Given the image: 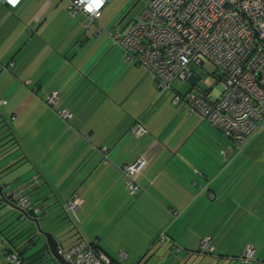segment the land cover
Listing matches in <instances>:
<instances>
[{
	"label": "crops",
	"instance_id": "0c3cea01",
	"mask_svg": "<svg viewBox=\"0 0 264 264\" xmlns=\"http://www.w3.org/2000/svg\"><path fill=\"white\" fill-rule=\"evenodd\" d=\"M125 1L104 0L99 17L85 27L87 17L72 15L66 0H18L14 6L0 0V139L10 135L24 157L0 175L5 196L18 180L33 179L30 200L57 247L66 249L76 239L97 244L114 264L152 253L165 236L185 250L184 258L211 237L205 253L210 257L238 259L250 245L252 258L244 264H264V122L237 150L207 120L173 102L181 95V80L159 89L149 70L125 62L121 45L111 38L138 13L123 9ZM188 68L187 79L195 84L200 73ZM50 94L55 104L48 103ZM60 109L70 116L62 119ZM138 125L143 134L133 133ZM141 159L145 163L134 176L140 188L130 193L119 168ZM140 194L144 200L136 204ZM72 195L82 204L70 212L74 229L66 235L63 223L52 218ZM130 205L138 216L125 215ZM182 207L193 209L189 219L187 212L182 218L191 222L185 242L191 249L181 243ZM170 217L176 220L166 228ZM107 235L120 236L124 247L115 253L102 246ZM43 243L26 255L38 249L49 255ZM181 249L167 250L173 263L181 264ZM45 257L38 264L54 262Z\"/></svg>",
	"mask_w": 264,
	"mask_h": 264
},
{
	"label": "built area",
	"instance_id": "2783aa9c",
	"mask_svg": "<svg viewBox=\"0 0 264 264\" xmlns=\"http://www.w3.org/2000/svg\"><path fill=\"white\" fill-rule=\"evenodd\" d=\"M1 1L12 6L18 2ZM66 1L72 15L80 12L87 17L85 27L99 17L104 4V0ZM111 38L121 45L125 62L149 70L159 89H168L175 79H187L189 64L202 67L211 62L220 81L215 98L187 91L174 95L173 102H181L188 114L203 117L236 147L264 122V0H147L132 22L116 28ZM47 101L55 104L56 95L50 94ZM58 114L62 119L70 116L65 109ZM143 132L141 125L133 130L136 135ZM143 163L141 159L120 167L130 193L139 189L131 176ZM32 180L12 190V199L29 214L39 210L28 197ZM81 204L73 195L66 211L74 213ZM211 243V237L201 239L200 251L211 250ZM252 251L246 246L240 258L251 260ZM57 252L68 264H111L100 247L83 240L66 249L57 247ZM6 261L19 264L15 254L8 255Z\"/></svg>",
	"mask_w": 264,
	"mask_h": 264
},
{
	"label": "rangeland",
	"instance_id": "374dc122",
	"mask_svg": "<svg viewBox=\"0 0 264 264\" xmlns=\"http://www.w3.org/2000/svg\"><path fill=\"white\" fill-rule=\"evenodd\" d=\"M146 1L147 0H130V1L126 0L122 4V6H123V9L128 10L130 8V10H132V11L134 10L133 14H135V11H139L143 7V5H144V3ZM189 67L193 71V74H196V73L199 72L200 75L197 77V80H196L195 84H192L188 79L181 80V94L186 91L185 89L191 87V85H192V87H194L193 88V92L194 93L200 94V93L208 92L209 93V95H208L209 99L215 98V94L214 93L219 90V82L220 81L216 80L219 73L215 70L214 65L211 62H206V63L203 64L202 67H200L198 65H195V64L191 63L189 65ZM224 139L227 140L226 138H224ZM243 144L244 143H242L240 145V147L241 146L243 147ZM236 148H237V150H239V147H236ZM235 153H236V151H235ZM238 153H239V155L243 154L242 152H238ZM22 180L24 181L25 179H22ZM138 197L140 199L137 200L136 204H139V203H141V200H144V197L141 196V194ZM185 199L186 198L181 196V200L183 201V202H181V204H183V203L185 204ZM95 205L96 204L93 202L90 208H93ZM186 207H182L181 208V213L182 214L180 216V218H181V243H182V247H184L185 246V242L188 241L187 238H186V232H187L188 226L191 224L190 221L186 222V224H183L182 218H183L184 213L187 212L189 215H187L186 218L189 219L190 216L192 215V212H193L192 207H190L189 209H186ZM90 213H92L93 216L95 215V211H90ZM170 214H171L172 217L177 215L176 212H171ZM16 216H19V215H16ZM170 219H169V225L166 226V228H168L176 220V219H172L171 217H170ZM256 221L259 222V219L256 220ZM17 223H18L17 226L20 229L23 228L25 224H29V222L27 220H24L23 222L22 221H17ZM171 231H174V230L173 229H169L168 230V232H171ZM161 232H163V231H161ZM118 238L119 239L116 240L115 238H113V236L107 235V236L104 237L103 240H101L102 246H106V247L107 246H111L113 249H115V247L116 248L124 247L123 243H121L120 236ZM162 240H164V242H162L161 241V237H159L158 242L153 244L152 250L156 251L158 254L162 253V252H158V251H162V249H164V251H166V253H171L173 255V252H169L171 250V249L169 250L170 246L173 248L174 251H177V250L181 249V247L178 244L171 243V241L169 239H166V236L163 237ZM39 243H41V241ZM43 245H44V243H43ZM199 245H200V242H199ZM131 246H134V244L130 245L129 247H131ZM7 247H8V244L5 243L4 241H2L0 243V264H3V262L5 261L4 249L7 248ZM33 247H35V246H33ZM185 248L191 249V245L187 244V246H185ZM167 250H169V251H167ZM199 250H200V248H199ZM31 251L32 250H28L27 252H31ZM39 251H38V253H39ZM117 251L118 250L115 249V253ZM153 252L152 253H148L147 256L152 255ZM206 252H208V251H206ZM206 252L198 251V252H195L194 254H191L190 260H189L188 263L192 262L193 264H195V263H199V264H244V261L247 262L246 260H244V259H242L240 257L238 259H217V258H213V257H210L209 255L205 254ZM180 254H181V257H183V258H181L182 260H187V258H184V257H186L185 250L181 249ZM42 256L45 257L46 255L39 254L38 257H42ZM48 256L49 255H47L46 257H48ZM51 262H52V260H51ZM181 264H183L182 261H181ZM245 264H248V263H245Z\"/></svg>",
	"mask_w": 264,
	"mask_h": 264
},
{
	"label": "trees",
	"instance_id": "16d2710c",
	"mask_svg": "<svg viewBox=\"0 0 264 264\" xmlns=\"http://www.w3.org/2000/svg\"><path fill=\"white\" fill-rule=\"evenodd\" d=\"M3 134H5V132ZM9 137H10V135H6L5 137L2 138V140L0 139V175H1L2 171H4V172L5 171H10V170L16 168L24 160V157H23L22 153L20 152L18 145L16 144L17 142H15L14 139H10ZM233 146L236 147L234 144H233ZM144 163H143V165H144ZM125 164H132V163H125ZM125 164H123V165H125ZM143 165L141 166V168L137 172H135L131 176V178H132V180H133V182L135 184H137V182L135 181L134 176L140 172V170L142 169ZM119 170H120V168H119ZM120 172L122 173V175L124 177V180H125V176H124L123 172L121 170H120ZM26 178H29V177H26ZM21 181L23 182L22 179L21 180H18L12 186H9L7 188L8 189L7 191L10 192V197L12 196L11 190H13L17 185H19L18 184L19 182L22 183ZM138 187L140 188L139 185H138ZM72 197H73V195H72ZM72 197H70V198H68L66 200V202L64 203L63 208H60L59 207L58 212H55V215L52 218V220L55 223H59V222H62L63 223L62 226L65 229V234L66 235L68 234V230L70 232V230H73L74 229V228L73 229L70 228V222H71V219L69 217L70 212L66 211V203ZM135 199L136 200H134V202L137 201V198H135ZM10 200H12V199H10ZM29 200H30V197H29ZM30 202H31V200H30ZM34 207L38 208L37 206H34ZM131 207H132L131 205L128 207L127 211L125 212V215L127 214V212L130 211L129 212V216H132V217L134 215L135 216H138V213H136L135 210L133 211ZM39 211L40 210H38L33 215H31L29 213H27V214L28 215H31V216H37ZM57 218H58V220H55ZM25 220H27V219H25ZM16 229H19V231H18V233H15V232L14 233H15V235H17V237L20 238V240H19L20 242L16 244V241L18 240V238H17V240L13 241V245H15V248H17L15 251L12 250L9 246L4 249L5 261L3 262V264H7L6 257L8 255H10V254H15V256L17 257V259L19 260V264H23V263H26V264H38V262L43 259L41 257H38L39 254H41V250L39 251V249H38V250L32 252L31 255L28 254V256L26 255V253L33 246H35V244H37V242L40 240L39 237L41 235L38 234L35 231L34 226L31 227V228L29 226H27V227H23L21 229L17 226ZM14 233H13V235H14ZM71 236H72V238L73 237H75V238L77 237L76 234H73V233L71 234ZM71 236H69L68 238H70ZM78 241H79V239H76V241H74V243L75 242H78ZM74 243H72V244H74ZM95 245H97V244H95ZM97 246L99 247V245H97ZM38 251H39V253H38ZM44 259H47V257H45ZM110 260H111V264H114L113 262H116L115 260H112L111 257H110ZM41 262H43V260ZM46 264H53V262H48Z\"/></svg>",
	"mask_w": 264,
	"mask_h": 264
},
{
	"label": "water",
	"instance_id": "95a60500",
	"mask_svg": "<svg viewBox=\"0 0 264 264\" xmlns=\"http://www.w3.org/2000/svg\"><path fill=\"white\" fill-rule=\"evenodd\" d=\"M4 189H5V186L0 184V199H1L0 201V242L4 241L14 251L17 249L15 248V245H13V241L17 240V238L19 237H17V235L15 234L13 235V233L16 230L17 220L19 219L20 216L13 217L12 214H9L7 211L3 212V209L8 207L14 210V213L18 212V214L26 218L27 221L34 224L35 231L41 235L39 239H43L44 244L46 245L48 249L49 257H51L56 263L68 264L62 258V256L57 252L58 245H57L56 238L53 236L52 232L49 229H45L41 227L40 215L38 217L30 216L26 212L21 210L17 206L14 199H12V196L10 197V192L8 193L9 197L5 196L7 194L5 193ZM146 254L147 253L144 252L142 256H140L138 259H136L133 262L126 263V264H180L179 260L173 263L174 256L171 253L163 252V253L158 254L156 251H154L152 255L147 256ZM189 258H187V260L181 259V261L183 262V264H193L192 262L188 263ZM195 264H199V263H195Z\"/></svg>",
	"mask_w": 264,
	"mask_h": 264
},
{
	"label": "flooded vegetation",
	"instance_id": "af4514ba",
	"mask_svg": "<svg viewBox=\"0 0 264 264\" xmlns=\"http://www.w3.org/2000/svg\"><path fill=\"white\" fill-rule=\"evenodd\" d=\"M31 203H32V202H31ZM32 206H35V205L32 203ZM30 214L33 215L32 213H30ZM31 215H30V216H31ZM16 227H17V226H16ZM15 233H18V230H17V229L15 230ZM15 233H14V234H15ZM19 242H20V241H16V244L19 243ZM23 264H24V263H23ZM25 264H26V263H25Z\"/></svg>",
	"mask_w": 264,
	"mask_h": 264
},
{
	"label": "clouds",
	"instance_id": "9594fccd",
	"mask_svg": "<svg viewBox=\"0 0 264 264\" xmlns=\"http://www.w3.org/2000/svg\"><path fill=\"white\" fill-rule=\"evenodd\" d=\"M53 263H55V261Z\"/></svg>",
	"mask_w": 264,
	"mask_h": 264
}]
</instances>
